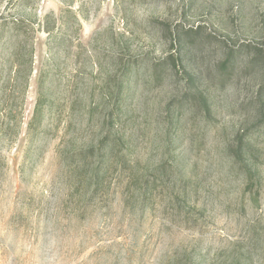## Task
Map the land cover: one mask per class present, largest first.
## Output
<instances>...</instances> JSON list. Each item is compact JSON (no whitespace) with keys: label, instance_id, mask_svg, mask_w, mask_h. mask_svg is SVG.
Returning a JSON list of instances; mask_svg holds the SVG:
<instances>
[{"label":"rangeland","instance_id":"obj_1","mask_svg":"<svg viewBox=\"0 0 264 264\" xmlns=\"http://www.w3.org/2000/svg\"><path fill=\"white\" fill-rule=\"evenodd\" d=\"M0 264H264V0H0Z\"/></svg>","mask_w":264,"mask_h":264},{"label":"trees","instance_id":"obj_2","mask_svg":"<svg viewBox=\"0 0 264 264\" xmlns=\"http://www.w3.org/2000/svg\"><path fill=\"white\" fill-rule=\"evenodd\" d=\"M236 153L233 154L234 157H236L238 160L242 161L244 160L243 158H241V156H243V152L241 151H238L237 152V155L238 156H235ZM248 160V159H247ZM247 160H244V162L246 163L245 164V167H246V172H247V179H248V183H247V189L250 188L252 185H254L255 183V180H257V176L256 174L254 173L253 169L250 167V165L248 164V161ZM247 161V162H246Z\"/></svg>","mask_w":264,"mask_h":264}]
</instances>
